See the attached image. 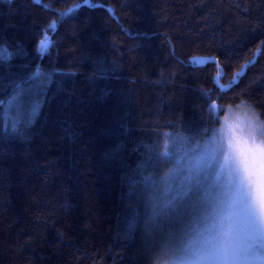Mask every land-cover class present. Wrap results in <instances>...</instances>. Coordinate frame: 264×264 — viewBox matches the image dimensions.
<instances>
[{"label":"trees","instance_id":"obj_1","mask_svg":"<svg viewBox=\"0 0 264 264\" xmlns=\"http://www.w3.org/2000/svg\"><path fill=\"white\" fill-rule=\"evenodd\" d=\"M90 4L0 0V74L54 81L22 137L0 108V264H156L200 208L159 207V178L228 106L264 119V0Z\"/></svg>","mask_w":264,"mask_h":264},{"label":"clouds","instance_id":"obj_2","mask_svg":"<svg viewBox=\"0 0 264 264\" xmlns=\"http://www.w3.org/2000/svg\"><path fill=\"white\" fill-rule=\"evenodd\" d=\"M214 141L221 191L175 264H245L256 229H264V119L242 101L227 110Z\"/></svg>","mask_w":264,"mask_h":264},{"label":"rangeland","instance_id":"obj_3","mask_svg":"<svg viewBox=\"0 0 264 264\" xmlns=\"http://www.w3.org/2000/svg\"><path fill=\"white\" fill-rule=\"evenodd\" d=\"M233 107L238 106H228L221 120L227 115V110ZM217 128L183 151L157 181L154 198L159 207L168 208V205L185 202L197 204L200 208L197 218L156 264H175L177 258L185 254V245L191 235V229L202 221L211 205L217 202L221 191L219 150L214 141ZM256 211L258 218L259 213ZM245 264H264V229H256L252 249Z\"/></svg>","mask_w":264,"mask_h":264},{"label":"snow or ice","instance_id":"obj_4","mask_svg":"<svg viewBox=\"0 0 264 264\" xmlns=\"http://www.w3.org/2000/svg\"><path fill=\"white\" fill-rule=\"evenodd\" d=\"M12 0H8L11 3ZM34 3H40V0H33ZM85 4H90V0H83ZM53 29L56 27V23L52 22L50 25ZM54 41L48 35L47 30L43 33V38L39 40L37 52L40 57L48 54L50 48L53 46ZM20 47L19 45L17 46ZM22 54V50L21 53ZM16 54L4 55V48L2 45V37H0V59L5 60L7 66L11 67V61L15 58ZM207 61L200 60L198 63L204 64ZM239 75V74H238ZM8 79L3 74H0V93H7V98L0 95V108H3L5 104L8 106L9 112H14L13 118L8 124V128L13 136L22 137L25 134L27 128L35 122V119L39 116L40 109L47 100L48 91L53 84L51 74L43 72L38 67L34 72H30L26 75L13 76L9 72ZM33 88H39L38 99L29 106V111L25 114V97L33 91ZM123 145H117V151H119Z\"/></svg>","mask_w":264,"mask_h":264}]
</instances>
